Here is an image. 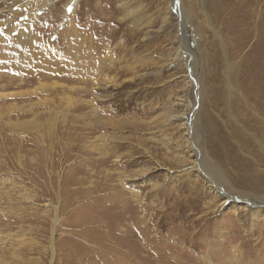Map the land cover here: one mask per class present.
I'll return each instance as SVG.
<instances>
[{"label":"rangeland","instance_id":"obj_1","mask_svg":"<svg viewBox=\"0 0 264 264\" xmlns=\"http://www.w3.org/2000/svg\"><path fill=\"white\" fill-rule=\"evenodd\" d=\"M245 2L0 0V264H264Z\"/></svg>","mask_w":264,"mask_h":264},{"label":"bare ground","instance_id":"obj_2","mask_svg":"<svg viewBox=\"0 0 264 264\" xmlns=\"http://www.w3.org/2000/svg\"><path fill=\"white\" fill-rule=\"evenodd\" d=\"M77 1L78 0H73V3H70L69 5H68V9L69 8H71V9H74V7L76 6V3H77ZM205 1V0H204ZM237 1V0H236ZM244 1V0H243ZM246 2H245V7H246V9H247V11H249V13H252V12H255V11H260L262 14H263V19H264V0H245ZM207 2V1H206ZM212 3V2H211ZM237 4V3H236ZM217 5V4H216ZM215 6V5H214ZM234 6V5H233ZM211 7V6H210ZM213 7V6H212ZM208 8V7H207ZM68 9H67V13L68 12H70V11H68ZM220 10V9H219ZM207 12V11H206ZM259 15V14H258ZM257 16V15H256ZM260 17V16H259ZM67 19V18H66ZM255 19V18H254ZM260 20V19H259ZM256 21H257V18H256ZM250 25V24H249ZM259 25V24H258ZM258 25H256V26H258ZM263 25V24H262ZM261 26V25H260ZM247 27V26H246ZM263 32V31H262ZM44 87H46V86H44ZM264 96V94H262V95H260V97H263ZM262 109H263V118H264V98H263V104H262ZM92 113H94V111L92 112ZM97 113V112H96ZM91 115V114H90ZM93 115V114H92ZM31 122V121H30ZM29 122V123H30ZM105 136H99V137H97V139L96 140H99V142H97V141H94L91 145H92V147H96V150H98L99 151V153H100V155L102 156V157H107V155H108V153L107 152H109V151H106V149H105V144H104V142H105ZM98 143H101V145H99L98 146ZM97 147H99L98 149H97ZM109 156V155H108ZM108 158V157H107ZM195 167H197V165L195 166ZM202 167H205V164H201V163H199L198 164V167L197 168H202ZM207 177H210V176H207ZM120 179H121V183H122V185L125 187V184H127L126 182H127V178H125V177H123V176H121L120 177ZM209 180V183H211L212 185L213 184H215V179H213V178H208ZM248 179H249V183L250 184H253L255 181V184H256V186H257V188L258 189H261L262 188V185H261V183L259 182H257V179H255V177L254 176H252L251 175V179H250V177H248ZM215 186H216V189H220L218 186H217V184H215ZM220 191H221V194L223 195V196H225V198H226V200H227V198H229V195L226 193V192H224L223 191V189H220ZM220 193V192H219ZM227 201H229V203L228 204H230V206H232V208H233V210L236 212L237 211V205H239V206H241V205H243V206H245L246 208H248L249 210H250V212L253 214V216H257V217H259V216H261L262 214H261V212L257 209V208H255L256 207V205H261V206H263V208H264V205L263 204H260V203H256V202H254V201H252V200H246V201H244V200H238V202H232L233 201V199L232 198H230V200H227ZM227 201H223V202H227ZM260 218V217H259ZM59 216H58V209L56 208V217H55V219L53 220L54 222H53V227L55 228V226H56V224L59 222ZM55 230V229H54ZM51 249H52V252H53V257L55 256V254H56V249H55V247H54V244H52V246H51Z\"/></svg>","mask_w":264,"mask_h":264},{"label":"snow or ice","instance_id":"obj_3","mask_svg":"<svg viewBox=\"0 0 264 264\" xmlns=\"http://www.w3.org/2000/svg\"><path fill=\"white\" fill-rule=\"evenodd\" d=\"M71 10H72L71 8L68 9V11H71Z\"/></svg>","mask_w":264,"mask_h":264}]
</instances>
